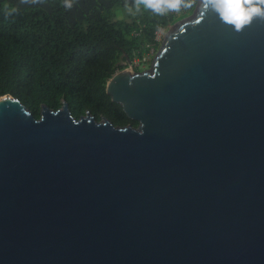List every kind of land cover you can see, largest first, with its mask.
I'll list each match as a JSON object with an SVG mask.
<instances>
[{
  "label": "water",
  "instance_id": "water-1",
  "mask_svg": "<svg viewBox=\"0 0 264 264\" xmlns=\"http://www.w3.org/2000/svg\"><path fill=\"white\" fill-rule=\"evenodd\" d=\"M106 93L136 126L0 97V264H264V19L197 0Z\"/></svg>",
  "mask_w": 264,
  "mask_h": 264
},
{
  "label": "trees",
  "instance_id": "trees-1",
  "mask_svg": "<svg viewBox=\"0 0 264 264\" xmlns=\"http://www.w3.org/2000/svg\"><path fill=\"white\" fill-rule=\"evenodd\" d=\"M156 15L125 8L134 0H43L38 5L0 0V97L19 98L36 116L43 105L62 107L76 117L90 111L97 120L137 125L106 93L108 80L159 44L161 29L187 16L188 10ZM18 8L5 14V5ZM139 70V69H138Z\"/></svg>",
  "mask_w": 264,
  "mask_h": 264
},
{
  "label": "clouds",
  "instance_id": "clouds-1",
  "mask_svg": "<svg viewBox=\"0 0 264 264\" xmlns=\"http://www.w3.org/2000/svg\"><path fill=\"white\" fill-rule=\"evenodd\" d=\"M43 0H20L21 4L38 5ZM195 0H134V5L125 8L136 13L140 11L141 5L144 10H150L156 15H166L168 12H180L193 6ZM205 7L214 11L221 22L232 26L236 32L242 31L250 25L254 18L264 19V0H204ZM63 7L71 9L73 0H63ZM18 8L5 5V14L16 13ZM132 63V62H131Z\"/></svg>",
  "mask_w": 264,
  "mask_h": 264
},
{
  "label": "rangeland",
  "instance_id": "rangeland-1",
  "mask_svg": "<svg viewBox=\"0 0 264 264\" xmlns=\"http://www.w3.org/2000/svg\"><path fill=\"white\" fill-rule=\"evenodd\" d=\"M194 9H195V6H194V8L188 10V12H186L187 13V16L191 15L193 13ZM167 30L168 29H161L158 32L156 39H157V41H158L159 44L155 48L152 47L150 49V51H149V54L148 55H145L144 58L140 59L141 62H139L138 64L131 63V65L127 64L126 62H121V64L122 65H125V67H130V68H132V69H134L136 71H142V70L148 69L150 67L152 61H153V58H154L155 54L157 53V51L161 47L162 41H163V39L165 37V34H166Z\"/></svg>",
  "mask_w": 264,
  "mask_h": 264
},
{
  "label": "built area",
  "instance_id": "built-area-1",
  "mask_svg": "<svg viewBox=\"0 0 264 264\" xmlns=\"http://www.w3.org/2000/svg\"><path fill=\"white\" fill-rule=\"evenodd\" d=\"M157 34H158V32H157ZM139 62H141V60H140L139 57H135V58L133 59V61H132V63H134V64H138Z\"/></svg>",
  "mask_w": 264,
  "mask_h": 264
}]
</instances>
